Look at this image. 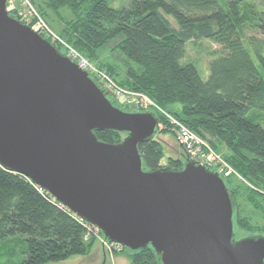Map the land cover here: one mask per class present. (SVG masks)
<instances>
[{
	"label": "water",
	"instance_id": "obj_1",
	"mask_svg": "<svg viewBox=\"0 0 264 264\" xmlns=\"http://www.w3.org/2000/svg\"><path fill=\"white\" fill-rule=\"evenodd\" d=\"M0 0V166L21 173L104 240L161 264H264V235L236 238L223 177L186 158L147 170L138 145L159 126L151 110L124 111L87 72ZM123 133L118 142L96 131Z\"/></svg>",
	"mask_w": 264,
	"mask_h": 264
},
{
	"label": "trees",
	"instance_id": "obj_2",
	"mask_svg": "<svg viewBox=\"0 0 264 264\" xmlns=\"http://www.w3.org/2000/svg\"><path fill=\"white\" fill-rule=\"evenodd\" d=\"M108 2L42 0L36 8L44 19L45 11L69 8L74 17L64 20L59 34L92 61H98L99 48L119 37L115 46L126 58L123 70L98 64L118 87L142 92L155 103L149 110L159 118L158 133L172 132L164 111L222 155L241 176H223L235 203L233 220L241 229L263 232L264 75L244 39L263 65L264 39L243 38L242 29L250 26L264 34V11L243 0H228L227 8L219 0H130L118 8ZM194 38L209 39L222 48L209 61L206 79L193 63L180 62L186 43ZM111 101L122 105L113 94ZM96 135L118 142L123 133L105 130ZM138 149L147 170L181 168L187 158L184 153V159L170 157L161 164L164 149L156 135ZM241 201L261 215L262 224L245 214ZM85 231L79 218L51 194L41 192L25 175L0 166V242L23 238L19 261L8 264H45L87 254L94 238L84 240ZM122 252H128L129 264H161L151 246L136 251L123 247Z\"/></svg>",
	"mask_w": 264,
	"mask_h": 264
},
{
	"label": "rangeland",
	"instance_id": "obj_3",
	"mask_svg": "<svg viewBox=\"0 0 264 264\" xmlns=\"http://www.w3.org/2000/svg\"><path fill=\"white\" fill-rule=\"evenodd\" d=\"M129 1L130 0H109L108 4L111 7L118 8V7L126 5ZM244 1L253 2L254 4H256L258 9L264 11V0H243V2ZM32 3L34 4L35 7H37V5L43 4L42 0H34V2ZM219 3L224 8H227L228 0H219ZM47 12H48V15H46L45 20L47 24L57 34L60 33L64 20H69L72 17H74V14L72 13V11L67 7L59 8L57 13L51 10H48V11H45V14ZM166 17L169 19V21L171 22L173 26L177 27L176 21L171 15H166ZM213 26L216 27L215 24H213ZM250 36H255L257 38L264 39V34H262L258 29L252 28L250 26L243 27L242 37L248 38ZM118 39L119 37L107 42L105 45L99 48L98 49L99 58H97L98 61H93V62L97 64L98 63L100 64L99 61L104 62V63H111V64H114L118 69L123 70V65H124L123 60L126 58L121 53L120 49L115 46V42L118 41ZM244 44L246 48L249 50V53L254 63L264 75V65L256 56L254 46L245 39H244ZM221 51H222L221 46L209 39L194 38L186 43L185 54L180 59V62L181 63H186V62L193 63L195 67L197 68L198 72L200 73V75L202 76V78L206 79L208 75L209 61L212 58L218 56L219 53H221ZM116 97L119 103H122V105H119L115 102H114V105L118 106L122 110L124 111L142 110V109H138V108L126 105L125 98L122 95H119ZM145 110H149V109H145ZM156 136L161 141L163 145V149H164V156L161 159V164L166 165L170 157L184 159V152L181 149V147L178 145V143L176 142L174 138V132H171V131H167L165 133L157 132ZM211 169L217 171V169H214V168H211ZM234 172L236 171L234 170ZM235 175L238 179L241 177L238 173ZM221 176L223 177L227 175L223 173ZM241 204L246 210L245 214L249 216L250 215L253 216V221H256L258 224L263 223L261 215L258 212H256L250 205L246 204L244 201H241ZM234 232H235L236 238H240L242 236H247L250 234H263L264 235V231L263 232H258V231L252 232V231H247L245 229L239 228L236 225L235 217H234ZM91 238H94L93 239L94 242L87 254L72 255L67 259L59 260V261H49V262H46L45 264H129L128 252H122V250H118V249L117 250L112 249V251H109L106 248V245L102 241H100V239L96 236L93 237L91 235L86 241H89ZM22 240H23L22 237L16 236L12 239H8V240L0 242V264H8V263H14V262L19 261V258L21 255L20 251L22 248ZM100 250L104 252L105 257H103V254L102 252H100Z\"/></svg>",
	"mask_w": 264,
	"mask_h": 264
},
{
	"label": "built area",
	"instance_id": "obj_4",
	"mask_svg": "<svg viewBox=\"0 0 264 264\" xmlns=\"http://www.w3.org/2000/svg\"><path fill=\"white\" fill-rule=\"evenodd\" d=\"M5 8L8 14L18 18L23 24L28 25L31 29L41 34L55 46L62 48L68 58L76 63L79 68L87 72V74L103 89L108 90L115 97L122 95L125 98L126 105L142 110L149 109L151 106L156 107L155 103L144 93L118 87L104 67L88 59L80 51L69 44L64 37L57 34L47 24L46 20L38 12L31 0H6ZM162 112L168 118L172 132H174V138L186 154L187 158L193 159L208 168L217 169L220 174H237L223 159L221 154L217 153L205 139L195 134L175 117L164 111ZM36 186L41 192L49 193L39 185L36 184ZM53 199L55 198L53 197ZM76 217L78 216L76 215ZM78 218L86 226V231L83 236L84 240H88L92 235L98 237L100 241L106 245V248L109 251H112V249H123V246L119 243L104 240L99 229L95 225L81 219L80 217Z\"/></svg>",
	"mask_w": 264,
	"mask_h": 264
},
{
	"label": "crops",
	"instance_id": "obj_5",
	"mask_svg": "<svg viewBox=\"0 0 264 264\" xmlns=\"http://www.w3.org/2000/svg\"><path fill=\"white\" fill-rule=\"evenodd\" d=\"M100 252H102V254H103V257H105V255H104V252H103L102 250H100ZM103 261H104V259H103Z\"/></svg>",
	"mask_w": 264,
	"mask_h": 264
},
{
	"label": "bare ground",
	"instance_id": "obj_6",
	"mask_svg": "<svg viewBox=\"0 0 264 264\" xmlns=\"http://www.w3.org/2000/svg\"><path fill=\"white\" fill-rule=\"evenodd\" d=\"M117 250V249H116Z\"/></svg>",
	"mask_w": 264,
	"mask_h": 264
}]
</instances>
